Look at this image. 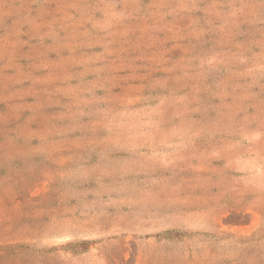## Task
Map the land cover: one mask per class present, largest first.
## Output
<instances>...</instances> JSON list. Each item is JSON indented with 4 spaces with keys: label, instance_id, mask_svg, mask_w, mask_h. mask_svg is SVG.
I'll list each match as a JSON object with an SVG mask.
<instances>
[{
    "label": "rangeland",
    "instance_id": "374dc122",
    "mask_svg": "<svg viewBox=\"0 0 264 264\" xmlns=\"http://www.w3.org/2000/svg\"><path fill=\"white\" fill-rule=\"evenodd\" d=\"M0 264H264V0H0Z\"/></svg>",
    "mask_w": 264,
    "mask_h": 264
}]
</instances>
